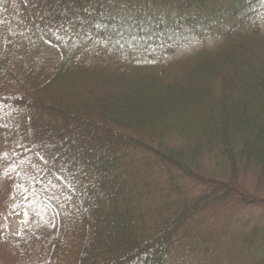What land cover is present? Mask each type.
Returning a JSON list of instances; mask_svg holds the SVG:
<instances>
[{"label":"trees","instance_id":"trees-1","mask_svg":"<svg viewBox=\"0 0 264 264\" xmlns=\"http://www.w3.org/2000/svg\"><path fill=\"white\" fill-rule=\"evenodd\" d=\"M0 215V264H264V0H0Z\"/></svg>","mask_w":264,"mask_h":264},{"label":"rangeland","instance_id":"rangeland-1","mask_svg":"<svg viewBox=\"0 0 264 264\" xmlns=\"http://www.w3.org/2000/svg\"><path fill=\"white\" fill-rule=\"evenodd\" d=\"M189 49L185 50L183 53H189ZM182 54V53H181ZM176 131H179V128H176ZM54 213H56L55 209L53 208ZM57 216V214H56ZM26 222V218L23 216H3L0 215V237L2 234L4 233H8L11 231H15L17 230L19 227H21L22 225H24Z\"/></svg>","mask_w":264,"mask_h":264}]
</instances>
